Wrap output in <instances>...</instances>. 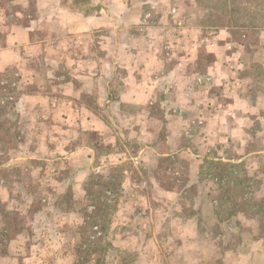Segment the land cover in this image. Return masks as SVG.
Masks as SVG:
<instances>
[{
	"label": "rangeland",
	"instance_id": "rangeland-1",
	"mask_svg": "<svg viewBox=\"0 0 264 264\" xmlns=\"http://www.w3.org/2000/svg\"><path fill=\"white\" fill-rule=\"evenodd\" d=\"M109 3L117 14L113 37L105 28ZM159 15L191 34L178 44L196 43V72L215 60L202 38L211 47L218 34L231 40L223 42L227 61L245 48L236 77L264 110V0H0V50L16 26L30 27L36 42L0 65V264H235L238 252L246 264L253 240L264 237V112L224 138L217 126L207 135L197 123L185 138L205 156L200 162L186 153L155 167L141 162L147 134L139 123L147 121L148 143L157 144L163 110L148 107L140 118V109L114 101L127 73L117 63L138 58L119 53L132 47L125 31L140 35L145 57L159 51ZM91 17H103V25L93 28L99 23ZM69 82L85 84L87 104L113 136L95 161L112 148L125 152L111 158L119 164H87L77 154L99 143L97 132L74 125L52 132L51 111ZM32 94L45 100L36 105L27 100ZM199 113L208 116L204 107Z\"/></svg>",
	"mask_w": 264,
	"mask_h": 264
},
{
	"label": "crops",
	"instance_id": "crops-1",
	"mask_svg": "<svg viewBox=\"0 0 264 264\" xmlns=\"http://www.w3.org/2000/svg\"><path fill=\"white\" fill-rule=\"evenodd\" d=\"M107 6L110 13L107 14L108 23L105 28L108 35L113 37L115 34L114 21L117 14L115 9L111 8L110 3ZM172 17L174 18V16ZM94 19L99 25L93 28H99V26L103 25L100 23L103 17H91L92 21ZM163 21L164 19L160 17L159 51L145 52L148 57L142 54L139 46L140 35L137 36L136 33L130 35L125 31L124 37L125 34L129 36L126 42H131L132 47L119 49V53L123 57L124 55H138V58L134 61L115 62L118 66L124 68L127 73L122 79L123 85L118 94H115L114 89L111 88V91L113 90L112 93L115 94V97H113L114 101L140 109L138 112L140 118L148 117L146 114L148 107L152 108L154 105H159L161 110H163L159 116V132L164 130L165 136L160 137L159 140L157 139V144L148 143L150 141L148 134L150 135L151 133L147 130V121L143 120L139 123L141 124L139 127L140 132L147 134V138L143 136L145 142L141 143L143 146L140 147L139 157L141 162L149 167H155L156 162L158 161L159 163L160 161L159 158L169 157L170 155H178L180 157L185 153L197 158V161L200 162L201 158L205 156L192 149L190 142L186 140L188 137L192 138L193 129L197 123L205 124L204 131H206L207 135L210 131L209 126H217V136L224 138L239 130H248V128H251L252 122L259 118V114L264 112L263 107H260L255 100L246 95L247 84H245V81L236 77V73L245 66L242 63V60L245 61L243 56L245 48L235 49L233 57L230 59L234 61H227L229 56H227L228 50L225 52V48L227 49L228 46L226 47L223 42L227 43L226 40L232 42L231 40H228L223 34H218L215 38L221 37L220 41L214 42L211 47V45L209 46L211 43L210 38H202L203 41L206 39L209 41L206 43L205 48L214 55L215 60L207 66L205 74L196 72L194 66L199 59V53L195 47L196 43L194 42V47L191 49L186 48V46L181 47L178 44V42L181 43L183 40L192 38L191 34L185 33L184 30H181V26H177L176 23L163 24ZM31 35L32 29L30 27H14L7 37V46L0 50V65H10L13 64L12 62L17 61L19 55L18 47L36 43H33ZM108 55L111 56L110 51ZM119 60L121 59L119 58ZM103 68H105L104 64ZM72 85L70 82L65 85V91L59 97V108L51 111L53 112L51 117L52 132L54 134L55 132L64 133V129L72 125L78 126L83 131L97 132L98 135L103 136L99 137V143L93 145V147L81 146V149L76 150L77 154L86 156L87 162H85L87 164L100 165L99 161L101 164L105 162H109L110 165L119 164L121 161L120 157H123L125 152L116 153L112 148L108 152L100 153L103 159L100 157L95 161L96 151L99 153L98 150H102L106 146L109 148L110 144H113V136L105 135L109 128L108 124L87 104L88 101L85 100L84 95L88 93V89L85 84L81 83L78 87H72ZM100 92L101 90L99 89V94ZM39 95H29L27 100H31L30 102L33 103L36 101L34 104L37 105L45 100H40ZM108 101L110 102L111 100L109 99ZM47 104L49 105L48 101ZM203 107L208 112L206 120L199 113ZM262 131L264 132V128ZM176 136H179L180 139L182 138V141L178 144L174 140ZM206 138V143L213 144L211 146L215 148L211 137ZM114 155H119L120 157L113 161L111 158ZM151 157L155 158L152 159ZM163 191L164 193L161 192V194L170 195L173 193L171 191ZM251 250L249 258H246L247 255L244 257L246 264H264V237L255 238L251 245ZM240 257H243V255L238 252L234 258L235 264H242L243 261L239 260ZM225 262L229 264L228 259H225ZM70 264H74V261H71Z\"/></svg>",
	"mask_w": 264,
	"mask_h": 264
},
{
	"label": "trees",
	"instance_id": "trees-1",
	"mask_svg": "<svg viewBox=\"0 0 264 264\" xmlns=\"http://www.w3.org/2000/svg\"><path fill=\"white\" fill-rule=\"evenodd\" d=\"M93 252H98V251L96 250V251H93ZM87 255H91V254H88V253H87ZM98 260H99V258H98Z\"/></svg>",
	"mask_w": 264,
	"mask_h": 264
}]
</instances>
